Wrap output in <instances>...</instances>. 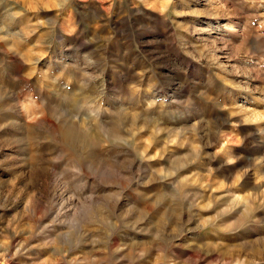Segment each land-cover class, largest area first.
Returning a JSON list of instances; mask_svg holds the SVG:
<instances>
[{
  "label": "rangeland",
  "instance_id": "obj_1",
  "mask_svg": "<svg viewBox=\"0 0 264 264\" xmlns=\"http://www.w3.org/2000/svg\"><path fill=\"white\" fill-rule=\"evenodd\" d=\"M0 264H264V0H0Z\"/></svg>",
  "mask_w": 264,
  "mask_h": 264
}]
</instances>
